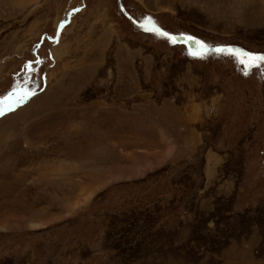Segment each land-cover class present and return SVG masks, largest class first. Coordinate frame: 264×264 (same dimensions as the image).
Returning <instances> with one entry per match:
<instances>
[{
    "label": "rangeland",
    "instance_id": "374dc122",
    "mask_svg": "<svg viewBox=\"0 0 264 264\" xmlns=\"http://www.w3.org/2000/svg\"><path fill=\"white\" fill-rule=\"evenodd\" d=\"M119 1L264 54V0ZM117 3L0 0V264H264V64Z\"/></svg>",
    "mask_w": 264,
    "mask_h": 264
},
{
    "label": "snow or ice",
    "instance_id": "6c2138e0",
    "mask_svg": "<svg viewBox=\"0 0 264 264\" xmlns=\"http://www.w3.org/2000/svg\"><path fill=\"white\" fill-rule=\"evenodd\" d=\"M151 25V26H150ZM146 31L155 32L158 36L164 37L168 40V42L172 44H177L178 42H192L195 44V50L189 47L188 54L193 57H204L208 55L210 52H214L216 54H223L226 56H231L235 58V60L240 64L243 65L245 69H251L253 67H259L261 64H264V55L261 54H254L248 51L234 48V47H218L214 49H209L208 46L203 43L202 41L196 40L194 37L181 34V35H171L165 31H162L155 25L151 24V20H149L145 25ZM245 75H248V71H245ZM17 95V93H10L8 97L5 98L3 101L4 107L0 108V115H4L6 111L12 110V105L7 103V101L12 99V96ZM30 93H26L24 95H18L17 102H23L28 98Z\"/></svg>",
    "mask_w": 264,
    "mask_h": 264
},
{
    "label": "water",
    "instance_id": "95a60500",
    "mask_svg": "<svg viewBox=\"0 0 264 264\" xmlns=\"http://www.w3.org/2000/svg\"><path fill=\"white\" fill-rule=\"evenodd\" d=\"M117 7L119 9V11L128 19L130 20L135 26H140V27H144V25L147 23V22H137L135 21L134 19H132L127 13L126 11L123 9L122 5L120 4L119 0H118V3H117ZM152 24V23H151ZM154 25V24H153ZM151 26V25H150ZM156 26V25H155ZM158 27V26H156ZM159 28V27H158ZM160 29V28H159ZM162 30V29H161ZM163 31V30H162ZM171 34V33H169ZM173 35V34H171ZM178 43H182L184 44L185 46H188V47H191L192 49L195 50V44H193L192 42H188V43H184V42H178ZM218 47H234V48H239L241 49L240 47L238 46H229V45H216V46H208L209 49H214V48H218ZM243 50V49H242ZM261 55H264V54H261Z\"/></svg>",
    "mask_w": 264,
    "mask_h": 264
},
{
    "label": "bare ground",
    "instance_id": "6f19581e",
    "mask_svg": "<svg viewBox=\"0 0 264 264\" xmlns=\"http://www.w3.org/2000/svg\"><path fill=\"white\" fill-rule=\"evenodd\" d=\"M120 2V4L122 5V3H121V1H119ZM123 7V6H122ZM124 9V8H123ZM125 10V9H124ZM129 15V14H128ZM130 16V15H129ZM131 17V16H130ZM132 18V17H131ZM135 20V19H134Z\"/></svg>",
    "mask_w": 264,
    "mask_h": 264
}]
</instances>
